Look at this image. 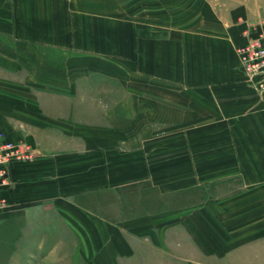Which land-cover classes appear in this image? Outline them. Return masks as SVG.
<instances>
[{"label":"crops","instance_id":"0c3cea01","mask_svg":"<svg viewBox=\"0 0 264 264\" xmlns=\"http://www.w3.org/2000/svg\"><path fill=\"white\" fill-rule=\"evenodd\" d=\"M261 17L256 0H0V135L36 155L2 193L24 222L6 264H264V105L235 51ZM105 194L139 207L103 216Z\"/></svg>","mask_w":264,"mask_h":264},{"label":"built area","instance_id":"2783aa9c","mask_svg":"<svg viewBox=\"0 0 264 264\" xmlns=\"http://www.w3.org/2000/svg\"><path fill=\"white\" fill-rule=\"evenodd\" d=\"M235 51L248 84L258 92L264 105V31L237 46ZM35 157L34 150L26 144L10 141L4 135H0V215L10 208L9 201L2 193L12 184L11 164L28 162Z\"/></svg>","mask_w":264,"mask_h":264},{"label":"rangeland","instance_id":"374dc122","mask_svg":"<svg viewBox=\"0 0 264 264\" xmlns=\"http://www.w3.org/2000/svg\"><path fill=\"white\" fill-rule=\"evenodd\" d=\"M256 1L260 2L262 6L263 17H261V20L264 21V0ZM135 205L139 207V202L134 201L125 204L122 196H110L105 194L101 195L99 206L101 215L108 216V214L112 215V213H115L116 216L110 217L122 220L124 219L126 212H134L133 208H135ZM12 214L14 213L8 210L4 214L0 215V264H6L12 253L15 251V244L21 235V227L24 223L23 219L12 216ZM71 261L74 262L73 257L69 260H65L60 255L56 254L50 257L39 255L35 259V264H74L71 263Z\"/></svg>","mask_w":264,"mask_h":264}]
</instances>
